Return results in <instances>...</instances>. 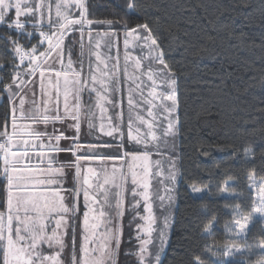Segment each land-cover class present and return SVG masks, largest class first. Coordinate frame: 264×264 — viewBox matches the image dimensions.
Masks as SVG:
<instances>
[{
	"label": "snow or ice",
	"instance_id": "1",
	"mask_svg": "<svg viewBox=\"0 0 264 264\" xmlns=\"http://www.w3.org/2000/svg\"><path fill=\"white\" fill-rule=\"evenodd\" d=\"M97 6V0H0V49L11 57L0 61V70L7 71L0 72V264H119L121 254L134 257L135 264H165L182 159L178 77L168 59L176 49L169 45L166 51L161 44L160 16L137 19L142 12L136 0L127 3L133 15L123 24L94 18ZM185 10L194 13L195 7ZM236 19L221 21L220 30L232 29ZM208 24L217 30L215 22ZM228 38L239 41L231 45L238 48L237 55L253 56L246 62H259L261 67L254 70L264 73V35L259 44H246L247 34L234 29ZM206 39L214 42L216 37L206 34ZM134 51L139 55L133 56ZM260 83L264 88V75ZM256 111L261 116L245 119V124L264 119V107ZM57 125L75 135L66 136ZM85 129L95 140L97 131L111 139L81 143ZM117 138L115 154L97 151L111 148ZM68 139L73 144L61 145ZM197 147L204 157L214 151H231L230 159L254 156L251 146L242 153L235 144L202 141ZM60 153L70 157L56 167ZM97 160L103 162L98 167L85 169L82 163ZM69 176L71 187L66 188ZM246 181V189L252 190L243 201L248 209L242 211L241 203L224 205L232 209V217L223 225V255L240 254L244 264L254 256L255 264H264V235L248 234L254 217L260 223L264 218V175L257 178L253 167ZM189 187L192 193L205 190L194 183ZM223 191L246 195L235 188ZM129 213V227L140 221L135 236L127 240L136 245L122 253ZM213 227L209 223L201 235L206 231L215 236ZM213 246L219 242L214 240ZM193 257L192 264H199Z\"/></svg>",
	"mask_w": 264,
	"mask_h": 264
},
{
	"label": "trees",
	"instance_id": "2",
	"mask_svg": "<svg viewBox=\"0 0 264 264\" xmlns=\"http://www.w3.org/2000/svg\"><path fill=\"white\" fill-rule=\"evenodd\" d=\"M128 2L129 0H97L98 6L94 9V18L116 20L123 24L133 15L131 10L126 8ZM136 2L142 12L137 19L143 22L145 15L160 16L161 44L165 46L166 51L169 45L176 49L168 59L178 77L182 159L179 164L177 203L164 261L165 264L168 261H171V264H192L193 254L213 259L202 251V245L208 241V236L205 233L201 235V226L215 215L217 220L213 231L217 233L218 238L224 236L222 225L231 218L228 208L224 205L241 203V210H247L248 204L243 201L251 190L246 189V173L254 167L257 178L264 175V155L261 154V149H264V138H262L264 119L256 124L244 123L245 119H250L252 116H261L256 109L264 107V88L260 83L264 73L254 70L261 67L259 62L251 65L246 62L254 60L253 56L247 53L237 55L238 48H232L231 45H238L239 41L228 38V32L234 29L236 34L241 32L247 34L250 40L246 39V44L261 42L260 37L264 35V29L259 25L264 24V7H262L264 0H136ZM244 4L249 6L241 7ZM196 5L204 7L200 8ZM156 7H159L160 11L157 12ZM188 7H195V12L185 10ZM218 16L220 21L216 19ZM230 16L237 17L232 29L220 30V22L226 21ZM245 16L248 19H245ZM208 20L216 23V31L211 29ZM169 28L170 33L165 31ZM185 32L188 35H185ZM206 34L215 36L216 40L207 41ZM34 36L38 34L34 33ZM31 42L35 43V39ZM202 47L207 48L208 51H200ZM254 51L259 53L258 49ZM198 52L199 55H196ZM10 59V55L4 54L3 49H0V61L7 62ZM0 72L7 75L6 70ZM2 111L3 109L0 108V112ZM94 136H98L99 140L91 136L84 139L80 135L79 142L101 143L110 140L103 135ZM202 141L219 145L235 144L241 153L244 146H251L254 156L248 160L241 157L230 159L231 151H214L212 153L214 159L204 157L199 154L197 147ZM118 142L117 139L111 148H101L97 151L115 154ZM71 160L74 162V157H71ZM85 164L87 168L98 167L101 163L93 161ZM216 164H219L218 168ZM73 171L74 169H71V172ZM226 180L227 184L224 183ZM193 183L198 187L206 188L205 192L194 195L189 187V184ZM68 187H71V182ZM221 187L235 188L237 192L245 190L246 195L242 198L230 192L220 193ZM202 204H207V208L203 209ZM130 219L131 213L124 218L125 243L122 246V253L124 248H133L136 245L134 239L131 243H127L129 237L135 236L137 223L136 221L129 227ZM248 234L249 237L256 234L264 235V228L258 219L249 224ZM249 242H252L251 239ZM126 262L135 264V259L121 254L119 264ZM219 264H244V262L239 258H225Z\"/></svg>",
	"mask_w": 264,
	"mask_h": 264
},
{
	"label": "clouds",
	"instance_id": "3",
	"mask_svg": "<svg viewBox=\"0 0 264 264\" xmlns=\"http://www.w3.org/2000/svg\"><path fill=\"white\" fill-rule=\"evenodd\" d=\"M225 187H221L219 189L220 193L223 192H227V191H223ZM235 205V204H234ZM233 205V206H234ZM202 208L206 209L207 208V204H202ZM217 220V217L215 215H212L202 226H201V230L203 231V229L206 227V225H208L209 223H215ZM224 225V224H223ZM222 225V227H223ZM261 225L264 226V218H261ZM224 228V227H223ZM225 229H224V233H225ZM214 232V231H213ZM205 234H207L208 236V241L206 243H204L202 245V251L208 253L213 259H207L206 257H202L199 254H196L193 258L198 260L199 264H219V262L222 259L225 258H230L231 256H225L223 255V249H224V245H225V240L226 237L225 235L222 237L218 238V235L216 232H214L216 235L215 236H210L208 232H204ZM214 240L219 242V246L215 247L213 246ZM213 253H216L215 255H213ZM250 264H255V259L250 261Z\"/></svg>",
	"mask_w": 264,
	"mask_h": 264
},
{
	"label": "rangeland",
	"instance_id": "4",
	"mask_svg": "<svg viewBox=\"0 0 264 264\" xmlns=\"http://www.w3.org/2000/svg\"><path fill=\"white\" fill-rule=\"evenodd\" d=\"M123 45H120V53H121V63H123V60H122V57H123ZM132 55L133 56H138L139 55V53H138V51H134V52H132ZM126 87L127 86H125V92H124V102H123V112H124V119H125V131H126V121H127V92H126ZM143 114H145V116H146V112H144ZM97 123H99V121L97 122ZM85 132H86V129L85 130H82V133L83 134H80V135H82V137L85 139L86 137H89V136H86L85 135ZM94 135H101L102 136V134H100L98 131L97 132H95L94 133ZM74 136V135H73ZM104 137V136H103ZM108 138V137H107ZM111 139V138H110ZM118 139V138H117ZM68 141V140H67ZM72 141L70 140L69 141V143H71ZM70 157V155L68 156V158ZM66 160H69V159H64V161H66ZM96 162H98V164L99 163H103L102 161H99V160H97ZM113 163V161H111V160H109L108 161V164H109V166L111 165ZM116 163L118 164L119 162H117L116 161ZM100 165V164H99ZM94 167H96V166H94ZM85 169H86V167H85ZM68 172V171H67ZM68 183L67 184H65V185H67L66 186V188L69 186V183L71 182V177H69L68 178ZM177 185H178V180H177ZM65 187V186H64ZM191 189V188H190ZM205 190H206V188H204ZM205 190L203 191V192H205ZM251 190V189H250ZM192 192V191H191ZM203 192H201V193H193L194 195H200V194H202ZM251 192H252V190H251ZM161 194H163V192H161ZM253 195H254V193H253ZM176 196H177V187H176ZM80 202H81V206H82V197H81V200H80ZM158 203V202H157ZM176 203H177V199H176ZM175 206H176V204H175ZM233 206V205H232ZM175 208V207H174ZM228 210H229V213H230V217H232V209L231 208H228ZM141 212H142V209H141ZM172 212L174 213V209L172 210ZM157 214L158 215H163V214H165V213H163V212H160L159 210H157ZM231 219V218H230ZM259 220L260 221V217L259 216H255L254 217V219H253V221H255V220ZM173 220H174V215H173V219H172V224H173ZM140 221L139 220H137V223H139ZM263 228H264V226H263ZM172 229V228H171ZM171 229H170V231H171ZM101 231H103V229H101ZM170 234V233H169ZM239 255L240 254H237V256L234 258V257H230V258H232V259H237V258H239ZM252 259L254 260V259H256V257H252Z\"/></svg>",
	"mask_w": 264,
	"mask_h": 264
},
{
	"label": "crops",
	"instance_id": "5",
	"mask_svg": "<svg viewBox=\"0 0 264 264\" xmlns=\"http://www.w3.org/2000/svg\"><path fill=\"white\" fill-rule=\"evenodd\" d=\"M57 128L63 130L64 131V134L66 136H68V137H72L73 135H75L74 130L68 129L66 126L57 125ZM49 131H51V127L49 128ZM57 134H59V133H57ZM70 140L71 139H68V141L67 140L61 141V145H71V144H73V141L72 140H71L72 142L69 143ZM69 155H70V153H60L58 155L57 164L55 166L56 167H59L60 163H66V162H68V160L64 161V159H69L68 158ZM85 163L86 162H84V167H86V164ZM66 171H68V172L70 171L69 173H71V168L70 169H66ZM64 186L66 187L67 185H64Z\"/></svg>",
	"mask_w": 264,
	"mask_h": 264
}]
</instances>
